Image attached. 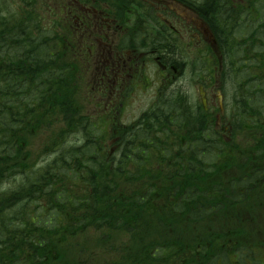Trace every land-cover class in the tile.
<instances>
[{"label": "trees", "instance_id": "trees-1", "mask_svg": "<svg viewBox=\"0 0 264 264\" xmlns=\"http://www.w3.org/2000/svg\"><path fill=\"white\" fill-rule=\"evenodd\" d=\"M64 1L56 9L62 18L45 28L25 11L33 0H13L12 12L0 0V186L7 188L0 264H264V121L248 112L233 130L175 93V106H151L131 124L113 125L99 145L86 125L117 113L84 114L80 67L64 54L82 49L67 13L79 1L108 0ZM131 1L132 14L143 16L142 2ZM245 3L237 13L225 0L210 2L215 15L204 14L205 4L197 10L221 37L210 65L221 72L224 60L245 59L237 70L247 77L254 69L257 83L264 81V0ZM102 10L120 21L127 13ZM228 10L223 29L218 21ZM191 109L218 133L193 121ZM74 136L80 145L70 143Z\"/></svg>", "mask_w": 264, "mask_h": 264}, {"label": "bare ground", "instance_id": "bare-ground-1", "mask_svg": "<svg viewBox=\"0 0 264 264\" xmlns=\"http://www.w3.org/2000/svg\"><path fill=\"white\" fill-rule=\"evenodd\" d=\"M10 1H12V5H15V7L18 8L17 2L14 4L13 0ZM153 1L157 2L163 7L164 16L169 18L175 16L179 17L180 19V17L182 18L181 15H188L189 13L188 11H184V7L177 3H175V7V5L165 4L166 0ZM225 1L228 3V7L231 8L235 13L241 11L243 9L242 6H246L245 0ZM207 2L208 5L206 6ZM207 2L206 0H179V3H186L189 7L197 12V9L205 4L206 11H204V14L207 15V11H210L213 12V15H215L216 11L218 10L217 5L213 6L211 11L209 9H211L210 2H212V0H207ZM48 3L51 5V7L43 0H33V4L30 9L25 10L33 14L35 19L40 23L39 25L42 27L44 26L45 28H48L50 24L52 25L55 21L62 18V15L60 16L57 14L58 12L56 9H58L61 5L65 6L66 1L49 0ZM131 3V0H108L107 2L101 3L99 5H94L88 1H83L81 4H79L80 9L69 11L67 13V15L77 24V28L81 34L79 40L81 42L82 49L80 46L75 50L68 47V56L64 54V58L66 60L70 61L71 59L75 58L78 67H80L77 73V80L85 87V91L78 94L77 100L80 103H83V101L87 100L88 97H92L91 100L95 102L98 101L97 104L102 103L106 106L108 111L111 112L114 110L117 113L115 117H98V125H86L88 130L97 131L99 133L97 139L99 145L103 146L108 142L110 139L108 133L112 131L113 125L120 126L124 124H131L136 121L144 112L150 111L152 109L151 106H175V93L177 95L186 94L187 90L184 87V83L175 84V72H173L175 68H167L168 70L166 71H169L171 79L169 82H164L162 81V78H160V82L154 85L153 88H155V92L153 101L148 106V108H146L140 114V116L133 121L129 123H125L123 121V114L126 107L134 100L136 94L142 91L139 87L147 84L149 81L146 70L154 67V69L157 68L163 73V75H165L166 71H163L158 67L160 62H167L174 58H176L182 65H187L188 69L190 67L192 70V74L194 75L192 81L198 94L197 98H193L190 95V99L193 104L200 105L203 97L202 92L206 94L209 91L217 90V99L219 98L222 103L218 104L217 102L214 103L213 101L206 112L209 110L213 111L218 119V123L224 118L229 128L236 130L243 123V115L245 116L248 112L249 114H253L254 118L262 119L264 121V81H258L256 83V71L254 69H249L247 77H242L241 71L238 72L237 70V68L242 66L244 62H247V60H240L238 57L235 59L232 58V63L230 58L228 61L224 60L220 65L223 68L221 72L216 69L215 65H210V63L207 61L211 57L209 56L210 52L216 54L218 53V47L216 44H218L217 40L221 39V37L215 34L214 30L211 29L210 26L203 29V33H190V35H188V38L190 39H188L189 42L185 43L184 41L182 44L186 53L189 52V49L193 50L195 56L194 59L185 56L183 51H179L177 39H173V37H169L167 34L159 35L156 39L146 34L144 38H131L128 48L130 49L133 57L138 56L139 51L142 48L149 47L151 50L150 59L149 61H146L145 67L142 69L143 78L140 81H136V74L134 70H132L128 65L125 66L122 61L113 63L110 71L101 68L94 60L95 54L93 53V49L96 50L94 37L100 39L101 36H99V34H112L111 29H107V23H109L110 18L115 17V15L111 12H107L108 10L100 11V9L115 8L118 9L117 12H123L125 7H127V9L133 7ZM61 9L64 10L63 7H61ZM232 10H228L226 13H224V16L218 21L219 26L223 27V29L225 28L229 19L233 16L232 14H229V12H232ZM142 12H144V15H137V18L141 23H145L147 21L146 17L148 16V12L146 13L144 10ZM103 21L105 22L104 27H99V24H101ZM91 27H94L96 32L92 31ZM155 29V25H150L149 31L154 32ZM230 29L231 28L227 30L226 35H223L225 40H227L230 35ZM68 43L73 45L72 40H69ZM103 47L104 50H102L100 53L104 54L105 56H107L109 48L110 51H115L113 47L111 48L108 45L107 48L106 46ZM261 48L262 45L257 43V50H260ZM84 51L90 54V57L86 56ZM198 56L204 59V65H202L201 60H198ZM213 70H215L214 73H212ZM228 98H230V101L227 103ZM91 106L92 109L89 107V103L84 104V114H91L93 116L99 114L96 112L98 109L93 102ZM253 106L255 107L252 108ZM231 108H233L232 111ZM191 111L192 113H190V118L197 122L200 127L218 133L216 130L220 129L219 126L215 125L216 130L213 129L214 124H212V126L210 123L205 124L198 116V112L196 110L191 109ZM93 112L96 113L92 114ZM79 123L81 125H85L83 121H80ZM228 130L229 129L226 128L225 132L223 133L227 139L230 137V132ZM49 131L52 133H58L60 129L56 126H52L50 127ZM80 144L81 142H79L77 145ZM23 169L24 168L22 166L21 169L17 171L18 174L22 173ZM16 187L17 186H14L13 188ZM22 190L24 189L16 188L15 192H20V195L26 199H30L32 197V195L26 192L27 190H24L25 192H21ZM6 191V186L1 185L0 198L4 196Z\"/></svg>", "mask_w": 264, "mask_h": 264}, {"label": "flooded vegetation", "instance_id": "flooded-vegetation-1", "mask_svg": "<svg viewBox=\"0 0 264 264\" xmlns=\"http://www.w3.org/2000/svg\"><path fill=\"white\" fill-rule=\"evenodd\" d=\"M144 3H147L149 6V13L146 17L147 21L145 23H141L140 20H138L137 15L138 14H132L131 8L127 9V13L124 16V20L120 21L118 20L119 17L115 16L113 18H110L109 23H107V29L112 31V34L115 35L116 41H113L111 43V36L110 34L104 35L102 33V39H108V46L111 48L113 47L115 49L114 52L110 51V48L108 49L107 56L104 54H101V63L106 64L104 67L105 70L110 71L111 66L113 63L117 61H122L125 66L128 65L132 70H134L136 74V81H140L143 78L142 69L145 67L146 61H149L151 56V50L148 48H142L139 51V55L133 57L130 49L126 47L124 42H130L131 38H144L145 34L148 36H151L153 38H157V36L162 34H167L169 37H173L175 39V36L181 35L182 37H185L187 35H190V33H196L201 32L203 33V28L199 27L196 23V21H192L188 18V15L183 14L182 19L180 17H172L169 18L167 16H164V9L163 7L158 4L157 2L153 0H142ZM82 2H78V4H81ZM175 3H178L180 6L184 7V11L191 12L192 10L187 5H183L179 3L176 0H166L167 5H175ZM195 16L199 18V15L196 11ZM200 19V18H199ZM105 22L103 21L101 24H99V27H104ZM150 25H155L156 29L154 32L149 31ZM105 44V43H104ZM177 60L174 58L167 62H160V65L158 66L163 71L168 70L167 68H175L177 67ZM176 69V68H175ZM173 72H177L174 70ZM171 79V75L169 74V71H166V74L163 75L162 81L169 82Z\"/></svg>", "mask_w": 264, "mask_h": 264}, {"label": "rangeland", "instance_id": "rangeland-1", "mask_svg": "<svg viewBox=\"0 0 264 264\" xmlns=\"http://www.w3.org/2000/svg\"><path fill=\"white\" fill-rule=\"evenodd\" d=\"M3 0H1L2 6H6L5 9H7V11L12 12L15 5H12V1L11 3H6V5L4 4L5 2H2ZM6 1V0H4ZM176 7V5H175ZM188 18L192 21H195V16L194 14H192L191 12L188 13ZM92 31L96 32V29L94 27H91ZM106 35V34H104ZM99 36H102V34H99ZM111 37L114 38V36L111 34ZM185 43H188L189 40L184 39ZM94 42L95 44V48H96V52H95V62L101 67L104 68L106 66V64L101 63V55L100 52L102 50H104L103 46H106L107 48V43H108V39H102V37H100V39H98L97 37H94ZM105 42V44H104ZM185 54V56L194 59V52L192 49H189V52L186 53V51H183ZM189 54V55H188ZM148 66V65H147ZM217 69V68H216ZM147 72V77L149 78V81L147 84L139 87L142 91L138 92L134 98V100L132 102L129 103V105L126 107L124 114H123V121L125 123H129L131 121H133L134 119H136L137 117L140 116V114L146 109L148 108V106L152 103L153 101V96H154V92H155V88L154 85H156L158 82H160V78L163 77V73L161 71H159L157 68L154 69V67L150 68L149 70H146ZM194 78V75L192 74V70L189 69L186 71L184 78L182 79V81L180 83H184V87L186 88V90H188L189 94L193 97V98H197L198 94L196 91V88L194 86V83L192 81V79ZM215 94V93H214ZM212 95V94H211ZM92 97H88L87 99V103H89V107H91L92 109V102L94 103V105L97 107L98 110H96V112L99 113H104V104H97L98 101H93L91 100ZM227 99V98H226ZM214 103H216V96L213 97ZM228 101H230V98H228ZM95 112V113H96ZM94 112L92 114H95ZM77 136H74L70 139V143H75L78 144L80 141H77ZM38 143V142H37Z\"/></svg>", "mask_w": 264, "mask_h": 264}, {"label": "water", "instance_id": "water-1", "mask_svg": "<svg viewBox=\"0 0 264 264\" xmlns=\"http://www.w3.org/2000/svg\"><path fill=\"white\" fill-rule=\"evenodd\" d=\"M202 95H203V97H202L203 103H204V105L206 106V104H207V100H206L205 93L202 92Z\"/></svg>", "mask_w": 264, "mask_h": 264}]
</instances>
